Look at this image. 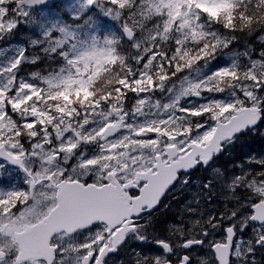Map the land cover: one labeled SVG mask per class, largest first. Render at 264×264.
Here are the masks:
<instances>
[{
    "label": "snow or ice",
    "instance_id": "1",
    "mask_svg": "<svg viewBox=\"0 0 264 264\" xmlns=\"http://www.w3.org/2000/svg\"><path fill=\"white\" fill-rule=\"evenodd\" d=\"M46 8L0 0V264H264V0Z\"/></svg>",
    "mask_w": 264,
    "mask_h": 264
},
{
    "label": "rangeland",
    "instance_id": "2",
    "mask_svg": "<svg viewBox=\"0 0 264 264\" xmlns=\"http://www.w3.org/2000/svg\"><path fill=\"white\" fill-rule=\"evenodd\" d=\"M66 3H67V0H66ZM45 11H51V12L55 13V10L52 8H46ZM15 42H22V41L20 40V37H17L16 40L13 41V43H15ZM242 144H243V148H242L243 152H248L250 150H254L256 152L264 151V137H259V136L249 137L245 141H242ZM240 152H241V148L238 147L236 149L234 155L239 154ZM227 160H228V158L225 157L222 162L227 163ZM200 173L203 174V175H201V177L206 175L203 172H200Z\"/></svg>",
    "mask_w": 264,
    "mask_h": 264
},
{
    "label": "flooded vegetation",
    "instance_id": "3",
    "mask_svg": "<svg viewBox=\"0 0 264 264\" xmlns=\"http://www.w3.org/2000/svg\"><path fill=\"white\" fill-rule=\"evenodd\" d=\"M199 173L200 172L194 173V176H196V175L200 176ZM175 196L173 197L170 195V198L168 197L165 200L166 204L171 202V208L162 209L161 212L158 214V218H159V221L161 222V225H163V223L169 222V221L174 219L179 202H183V197H181V195H178L177 198H175ZM183 196H186V195H183ZM153 250H155V248H153ZM201 254H203V253H201Z\"/></svg>",
    "mask_w": 264,
    "mask_h": 264
},
{
    "label": "water",
    "instance_id": "4",
    "mask_svg": "<svg viewBox=\"0 0 264 264\" xmlns=\"http://www.w3.org/2000/svg\"><path fill=\"white\" fill-rule=\"evenodd\" d=\"M54 1H56V0H48V4H51Z\"/></svg>",
    "mask_w": 264,
    "mask_h": 264
}]
</instances>
